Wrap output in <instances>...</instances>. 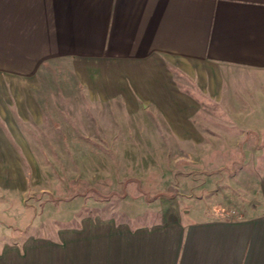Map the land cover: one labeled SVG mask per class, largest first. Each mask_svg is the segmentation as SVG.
<instances>
[{"label":"crops","instance_id":"obj_1","mask_svg":"<svg viewBox=\"0 0 264 264\" xmlns=\"http://www.w3.org/2000/svg\"><path fill=\"white\" fill-rule=\"evenodd\" d=\"M3 9L1 202L27 191L28 139L41 136L44 116H62L67 104L39 94L33 79L46 62L67 63L73 86L92 104L115 106L109 111L123 119L149 114L160 123L153 134L168 138L162 152L264 151L261 139H244L250 129L263 136L264 79L244 86L224 80L232 67L264 74V0H0ZM240 104L259 107L224 112ZM224 121L231 130L223 134ZM253 197L239 216L193 206L135 219L77 214L54 236L0 241V264H264V164Z\"/></svg>","mask_w":264,"mask_h":264},{"label":"rangeland","instance_id":"obj_2","mask_svg":"<svg viewBox=\"0 0 264 264\" xmlns=\"http://www.w3.org/2000/svg\"><path fill=\"white\" fill-rule=\"evenodd\" d=\"M6 16L7 10H0L3 67L9 28ZM263 79L264 74L251 70L232 67L224 71L225 82L236 81L242 86ZM33 80L41 82V96L63 97L67 104L62 116H44L41 136L25 138L30 141V152L22 164L30 183L24 193L8 194V201H0V241L20 242L28 233L54 236L77 214L107 213L135 219L193 206L212 216H239L241 206L253 203L264 151L162 152L158 145L166 144L168 138L153 134L159 122L152 121L149 114L123 119L118 112L109 111L115 106L92 104L85 90L73 86L76 82L67 63L46 62ZM71 98L76 114L70 112ZM258 107L225 105L224 112L242 114ZM229 123L224 121L223 134L231 130ZM251 132L245 138L236 136L240 144L243 138H251L255 143L261 139L263 145L264 132L263 136L258 130L254 135ZM200 157L207 162L198 163ZM214 191L218 193L212 195Z\"/></svg>","mask_w":264,"mask_h":264}]
</instances>
